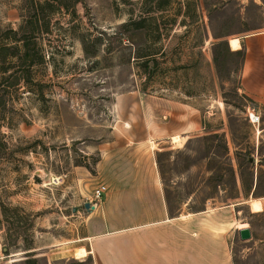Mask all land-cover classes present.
I'll return each mask as SVG.
<instances>
[{
    "label": "rangeland",
    "instance_id": "obj_1",
    "mask_svg": "<svg viewBox=\"0 0 264 264\" xmlns=\"http://www.w3.org/2000/svg\"><path fill=\"white\" fill-rule=\"evenodd\" d=\"M51 3L0 0V256L75 238L97 186L147 176L151 154L172 214L264 264V125L233 51L264 0Z\"/></svg>",
    "mask_w": 264,
    "mask_h": 264
},
{
    "label": "crops",
    "instance_id": "obj_2",
    "mask_svg": "<svg viewBox=\"0 0 264 264\" xmlns=\"http://www.w3.org/2000/svg\"><path fill=\"white\" fill-rule=\"evenodd\" d=\"M237 38L242 48L233 51L244 54L241 90L264 125V30ZM142 163L148 167L147 176L112 181L97 209L85 207L94 199L84 202L78 215L81 232L68 242L37 249L33 264H232L225 250L229 235H215L212 229L186 220L184 214H172L152 155L141 158L138 165ZM118 184L129 187L119 191ZM82 248L86 255L76 257V250ZM27 254L0 256V264H28Z\"/></svg>",
    "mask_w": 264,
    "mask_h": 264
},
{
    "label": "built area",
    "instance_id": "obj_3",
    "mask_svg": "<svg viewBox=\"0 0 264 264\" xmlns=\"http://www.w3.org/2000/svg\"><path fill=\"white\" fill-rule=\"evenodd\" d=\"M249 118L253 124L259 123L261 121V116L254 108L251 112H249ZM108 191L109 187L106 184H100L97 186L94 191V201L91 203L93 206L91 209H97L99 202L105 197Z\"/></svg>",
    "mask_w": 264,
    "mask_h": 264
},
{
    "label": "trees",
    "instance_id": "obj_4",
    "mask_svg": "<svg viewBox=\"0 0 264 264\" xmlns=\"http://www.w3.org/2000/svg\"><path fill=\"white\" fill-rule=\"evenodd\" d=\"M75 3H79V2H81L82 0H73ZM45 2H46V4H52L51 3V0H45ZM37 3V2H36ZM159 11H163V8H159ZM143 19H146V18H143ZM141 20V21H137V22H135V25H137V26H142L143 25V23L145 22L144 20ZM25 48H26V54L24 55L25 56V58L26 59H30V60H32L33 59V56H32V54L30 53V50H29V44L28 43H26V45H25ZM239 54H241L242 52H238ZM151 55H153V54H151ZM151 55H149V56H151ZM243 56H244V54H243ZM16 84H18V83H16Z\"/></svg>",
    "mask_w": 264,
    "mask_h": 264
},
{
    "label": "water",
    "instance_id": "obj_5",
    "mask_svg": "<svg viewBox=\"0 0 264 264\" xmlns=\"http://www.w3.org/2000/svg\"><path fill=\"white\" fill-rule=\"evenodd\" d=\"M85 207L87 208V209H90V208H92L93 206L91 205V203L90 202H87L86 204H85ZM75 211H76V209H75ZM239 234H240V238L242 239V240H249V239H251L252 237H253V234H252V230L250 229V228H244V229H240L239 230Z\"/></svg>",
    "mask_w": 264,
    "mask_h": 264
},
{
    "label": "bare ground",
    "instance_id": "obj_6",
    "mask_svg": "<svg viewBox=\"0 0 264 264\" xmlns=\"http://www.w3.org/2000/svg\"><path fill=\"white\" fill-rule=\"evenodd\" d=\"M178 136L177 137H175V139L178 141ZM246 227V224H243V225H241L240 226V228L242 229H244ZM86 250L84 249V248H82V249H77L76 250V252H75V254H76V257H78V258H80V257H83V256H85L86 255Z\"/></svg>",
    "mask_w": 264,
    "mask_h": 264
}]
</instances>
